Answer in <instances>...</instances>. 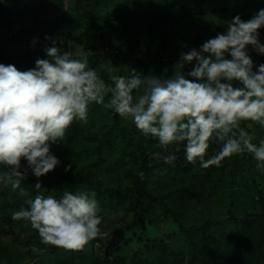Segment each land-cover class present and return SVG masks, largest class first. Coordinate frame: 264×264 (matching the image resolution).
Returning a JSON list of instances; mask_svg holds the SVG:
<instances>
[{
  "label": "trees",
  "instance_id": "1",
  "mask_svg": "<svg viewBox=\"0 0 264 264\" xmlns=\"http://www.w3.org/2000/svg\"><path fill=\"white\" fill-rule=\"evenodd\" d=\"M214 4L0 0V58L9 56L1 63L21 71L35 67L38 58L48 59L44 47L50 42L45 37L52 36L76 58L86 55L90 67L109 84L112 76L131 68L171 76L181 52L199 50L236 15L247 21L264 8V0ZM259 32L264 43V28ZM20 41L25 43L21 50L8 51ZM249 54L255 66L264 64V54L251 46ZM190 70L192 65H186L185 71ZM107 100L90 105L87 121H75L64 140L52 145L61 164L39 178L29 174L21 185L24 195L10 185L0 186V264H20L28 257L31 264H264V173L253 156L234 155L219 166L203 168L199 161L185 160L182 146H170L178 159L171 165L158 163L150 158L165 151L157 140L106 107ZM241 127L255 134V142L264 139V126L244 121ZM219 147L211 144L205 159ZM68 164L72 170L66 172ZM24 167L27 161L22 159L21 170ZM37 182L42 184L39 192ZM65 189L96 191L99 214L108 217L111 226L117 223L108 243L98 236L78 250L45 244L30 222L11 218L35 195H59ZM96 243L103 245L99 254L93 252ZM19 245L23 248L14 250Z\"/></svg>",
  "mask_w": 264,
  "mask_h": 264
},
{
  "label": "clouds",
  "instance_id": "2",
  "mask_svg": "<svg viewBox=\"0 0 264 264\" xmlns=\"http://www.w3.org/2000/svg\"><path fill=\"white\" fill-rule=\"evenodd\" d=\"M261 28L264 8L247 21L236 15L199 50L181 52L171 76L131 68L109 84L86 55L76 58L52 36L45 37L48 59L38 58L35 67L21 71L0 63V186L24 195L21 185L29 174L39 178L53 171L61 161L52 145L64 140L75 121L86 122L89 106L105 104L106 97V107L130 118L165 150L150 154L158 163L174 164L178 156L168 149L182 146L185 160L203 168L249 153L264 173V139L255 142V134L241 127L244 121L264 126V64L255 66L249 54V46L264 54ZM186 65L192 70L185 71ZM211 144L219 150L205 159ZM71 170L68 164L65 171ZM34 186L42 189L40 182ZM26 203L11 218L30 222L45 244L78 250L107 235L95 190L37 194Z\"/></svg>",
  "mask_w": 264,
  "mask_h": 264
},
{
  "label": "rangeland",
  "instance_id": "3",
  "mask_svg": "<svg viewBox=\"0 0 264 264\" xmlns=\"http://www.w3.org/2000/svg\"><path fill=\"white\" fill-rule=\"evenodd\" d=\"M214 1H216V0H214ZM214 1L212 0V3L214 4ZM217 1H219V0H217ZM214 6L218 9V6L216 5V4H214ZM25 46V43L23 42V41H20L19 43H13V44H11V45H9V49H8V51H12V52H14V53H17L19 50H21L23 47ZM82 51V50H81ZM6 60H9V56H6ZM5 60V58L4 59H1L0 58V63H1V61H6ZM132 65V64H131ZM130 67V66H129ZM115 69H116V67H114ZM88 119V118H87ZM3 203L2 202H0V205H2ZM1 217H2V214H0V221H1ZM123 219H127V217H124ZM109 225H110V219L108 218V217H106V218H104L103 219V222H102V227H103V230L104 229H106L104 232H106L107 233V235H105L104 236V240H105V243H108L111 239H112V237H113V234H114V232L112 231V230H110V229H112V227H115V226H117V223H116V221L114 222V224L111 226L110 225V227H109ZM163 225V227L165 226L164 225V223L162 224ZM161 225V226H162ZM162 227V228H163ZM4 237V236H3ZM7 237V236H6ZM5 237V238H6ZM11 239V238H10ZM101 247H103V245L101 244V243H96L95 244V246H94V249H93V252L95 253V254H99L100 253V250H101ZM23 247L21 246V245H19V246H17V248H15L14 250H16V251H20L21 249H22ZM47 257H48V255H47ZM49 258V257H48ZM46 262H49V259H47V260H45ZM33 262V260L32 259H30L29 257L28 258H26V260L24 261V262H22V263H20V264H31ZM1 264H8L6 261H3ZM50 264V263H49Z\"/></svg>",
  "mask_w": 264,
  "mask_h": 264
}]
</instances>
